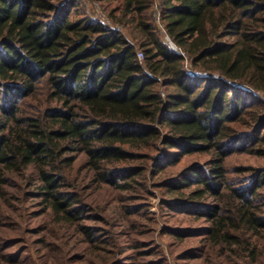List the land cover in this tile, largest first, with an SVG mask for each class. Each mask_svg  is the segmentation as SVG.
<instances>
[{"label": "trees", "instance_id": "trees-1", "mask_svg": "<svg viewBox=\"0 0 264 264\" xmlns=\"http://www.w3.org/2000/svg\"><path fill=\"white\" fill-rule=\"evenodd\" d=\"M92 1L108 19L80 0H0V200L17 190L82 224L77 169L128 192L146 172L132 164L151 153L165 157L155 172L209 155L169 187L197 188L177 209L211 223L220 255L260 263L264 169H235L248 176L238 185L227 162L264 159V0ZM206 197L214 205L201 206Z\"/></svg>", "mask_w": 264, "mask_h": 264}, {"label": "rangeland", "instance_id": "rangeland-1", "mask_svg": "<svg viewBox=\"0 0 264 264\" xmlns=\"http://www.w3.org/2000/svg\"><path fill=\"white\" fill-rule=\"evenodd\" d=\"M78 4L93 19H108V9L100 3L80 0ZM158 11L157 8L155 21L163 39H167ZM150 155L151 158L132 164L145 167L146 172L139 178L140 186L133 185L128 192L102 186L88 169H77L74 178L87 205L82 224L60 223L53 213L45 210L41 198L26 199L23 192L11 190L16 198L9 197V202L8 197L0 200V264H9L12 255L19 258L18 264H102L105 260L122 264H245L235 256L233 248L232 253L227 249L226 254L220 255L222 248L208 243L206 232L211 223L207 219L178 211V204L188 199L196 187L180 194L169 189L179 183L189 165L204 163L210 156L185 158L180 165L155 172L163 154ZM85 162L82 157L78 168ZM227 167L230 181L241 185L248 176L235 173V169H264V159L236 154L228 159ZM19 183L27 189L28 181ZM38 185L34 182L35 190L31 191L36 192ZM260 193L264 198V190ZM199 203L214 205V200L206 197ZM84 226L92 229L93 241H88ZM261 251L264 255V246ZM258 264H264V256Z\"/></svg>", "mask_w": 264, "mask_h": 264}, {"label": "built area", "instance_id": "built-area-1", "mask_svg": "<svg viewBox=\"0 0 264 264\" xmlns=\"http://www.w3.org/2000/svg\"><path fill=\"white\" fill-rule=\"evenodd\" d=\"M138 57L140 60H143V54L141 52L138 53Z\"/></svg>", "mask_w": 264, "mask_h": 264}]
</instances>
